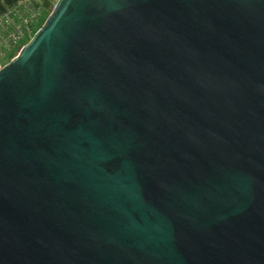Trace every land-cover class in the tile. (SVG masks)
<instances>
[{"label":"water","instance_id":"1","mask_svg":"<svg viewBox=\"0 0 264 264\" xmlns=\"http://www.w3.org/2000/svg\"><path fill=\"white\" fill-rule=\"evenodd\" d=\"M0 264H264V0H59L0 68Z\"/></svg>","mask_w":264,"mask_h":264},{"label":"built area","instance_id":"2","mask_svg":"<svg viewBox=\"0 0 264 264\" xmlns=\"http://www.w3.org/2000/svg\"><path fill=\"white\" fill-rule=\"evenodd\" d=\"M31 10L32 17H28L19 6L8 8L0 14V56H7L14 49L19 53L23 47H19L21 41L26 37L30 40L33 38L36 33L34 21L39 13Z\"/></svg>","mask_w":264,"mask_h":264},{"label":"crops","instance_id":"3","mask_svg":"<svg viewBox=\"0 0 264 264\" xmlns=\"http://www.w3.org/2000/svg\"><path fill=\"white\" fill-rule=\"evenodd\" d=\"M58 1L59 0H0V14L8 8L29 4L35 8L41 9V16L38 19L40 20L43 16L50 15ZM2 66V60L0 59V68H2Z\"/></svg>","mask_w":264,"mask_h":264},{"label":"trees","instance_id":"4","mask_svg":"<svg viewBox=\"0 0 264 264\" xmlns=\"http://www.w3.org/2000/svg\"><path fill=\"white\" fill-rule=\"evenodd\" d=\"M17 6H19L21 9H23V11L26 13V15L28 16V17H32V10L31 9H33V10H35V12H37V13H39V14H37L38 16L35 18V16H34V18H35V21H34V23H36V21L39 19V17L41 16V9H39V8H35L34 6H31V5H29V4H26V5H17ZM14 7H16V6H14ZM35 29H36V32H37V30H38V28H36V25H35ZM29 40H30V38H25V39H23L22 41H21V43H23V42H26V43H28L29 42ZM20 43V44H21ZM16 49H14L12 52H9V53H7V56H0V59L3 61V60H7L8 61V63L12 60V57H13V55L17 52V50L15 51ZM18 53V52H17Z\"/></svg>","mask_w":264,"mask_h":264},{"label":"rangeland","instance_id":"5","mask_svg":"<svg viewBox=\"0 0 264 264\" xmlns=\"http://www.w3.org/2000/svg\"><path fill=\"white\" fill-rule=\"evenodd\" d=\"M48 16H43L42 18H40L41 21L40 20H37L36 21V24H35L36 25V28L40 29L43 26V24L45 23V21L48 18ZM24 45H26V42L21 43L19 45V47L24 46ZM2 64H3V66H5L6 64H8V61L7 60H3L2 61Z\"/></svg>","mask_w":264,"mask_h":264}]
</instances>
